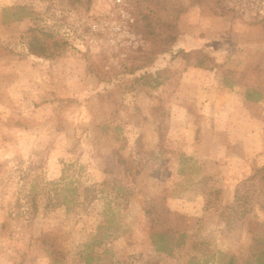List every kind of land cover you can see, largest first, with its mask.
I'll list each match as a JSON object with an SVG mask.
<instances>
[{
	"label": "rangeland",
	"instance_id": "rangeland-1",
	"mask_svg": "<svg viewBox=\"0 0 264 264\" xmlns=\"http://www.w3.org/2000/svg\"><path fill=\"white\" fill-rule=\"evenodd\" d=\"M175 1L155 53L135 0H0V264L264 256V0Z\"/></svg>",
	"mask_w": 264,
	"mask_h": 264
},
{
	"label": "trees",
	"instance_id": "trees-1",
	"mask_svg": "<svg viewBox=\"0 0 264 264\" xmlns=\"http://www.w3.org/2000/svg\"><path fill=\"white\" fill-rule=\"evenodd\" d=\"M189 1L190 3L194 4L198 3L200 0ZM17 8L24 10L26 7L22 5L17 6ZM135 10L136 22L134 24V27L147 39L152 40L154 48L156 50L155 53H164L169 51L176 42L179 34V30L176 24V17L178 13L183 9L179 6L178 2H176L175 0H135ZM43 47L44 46L39 41V38L36 35H32L30 37V40L28 41V49L31 53L35 55H43ZM175 54L182 58L191 59L195 61L197 65H202L205 62L212 61V57L210 55L198 48H193L190 50L178 49ZM139 68H141L139 65H135L134 67L129 69V72L134 75L132 78L133 80H138L145 76H151V73L149 72H144L141 75L136 76V71ZM244 98L250 102L260 101L261 99H264V89L255 84H245ZM155 109V107H152V112ZM61 180L62 178L51 182V189L53 191L52 196L54 198H58V194L61 193V191L65 188L71 193L76 189L71 185L72 182L70 181V179L67 181ZM100 185L103 186V184ZM99 190L100 192H102L103 188L101 187ZM114 190L118 193V191L120 192L122 190V187H116ZM86 196L89 197L88 194ZM57 198H55L54 200H56ZM90 198H93L92 195L90 196ZM57 200H59V198ZM89 200L91 199H88V201ZM106 222H110V219H107ZM161 234H158V237H160L162 245L157 244L155 246L158 250L163 251L166 250L165 246L167 245L164 243ZM261 256L262 255L258 257L256 264H264V256ZM85 260L87 263L92 262L90 256H86ZM229 261L230 260L223 264H229Z\"/></svg>",
	"mask_w": 264,
	"mask_h": 264
}]
</instances>
